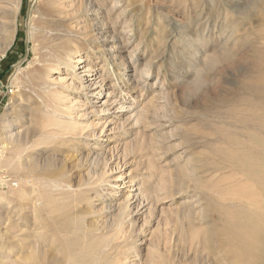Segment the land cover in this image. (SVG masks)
Masks as SVG:
<instances>
[{"label": "rangeland", "instance_id": "obj_1", "mask_svg": "<svg viewBox=\"0 0 264 264\" xmlns=\"http://www.w3.org/2000/svg\"><path fill=\"white\" fill-rule=\"evenodd\" d=\"M11 1L0 0V45L11 35L0 57V211L15 203L22 174L10 166L14 150L6 138L7 123L28 128L22 133L31 136L32 151L53 148L62 159L70 152L57 143L60 137L71 139L83 156L89 150L83 136L91 130L105 162L90 186L115 188L119 200L128 193L132 175L152 195L151 213L141 214L134 230L126 222L110 225L108 244L103 241L94 251L99 256L92 258L95 264H229L232 257L220 230L225 209L236 220L241 210L235 205L260 206L251 195L257 192L251 172L260 170L264 161V107L259 103L264 92L252 93L242 82L254 75L264 80V54L255 55L264 49L261 0H90L94 13L88 20L75 19L70 9L66 20L52 24L41 18L48 0H21L14 34L9 28ZM84 6V0H76L75 7ZM47 25L53 29L49 37L32 32ZM92 25L105 30L112 49L93 35ZM76 50L83 65L94 70V82L100 75L106 78V89L123 102V110L129 105L148 110L138 126L130 120L125 134L109 129L119 119L107 122V114L94 111L99 99L90 102L75 88L77 83L56 59L74 56ZM146 65L149 76L140 74ZM155 80L158 88L152 89ZM156 90L168 92V101H155ZM56 93L65 100L57 101ZM54 109L75 123L73 130L50 124ZM158 134L166 137L161 145ZM255 153L256 167L249 160ZM83 161H66L73 181L87 177L90 163Z\"/></svg>", "mask_w": 264, "mask_h": 264}, {"label": "bare ground", "instance_id": "obj_2", "mask_svg": "<svg viewBox=\"0 0 264 264\" xmlns=\"http://www.w3.org/2000/svg\"><path fill=\"white\" fill-rule=\"evenodd\" d=\"M48 1L49 6L46 10V13L41 17L45 19V24H52L54 21L66 20L68 18L67 10L70 9H73L72 11H74V16H76L75 19L77 18V16H84V21L85 19L88 20V15L90 16L94 13L90 0H84L85 6L81 8V10L75 7L76 0ZM10 4H13L12 10H14L13 14H11L12 21L9 28H12L11 31L12 34H14V17H16L15 15L16 13H18L21 7V0H12ZM259 5L264 16V0H261L259 2ZM9 8H11V6ZM3 9L5 10L7 8ZM257 9L260 10L259 7ZM254 10L255 9H253L252 11ZM240 14L242 13L240 12ZM253 23L255 24V22ZM102 26L105 27V25ZM90 27L93 35L97 38L103 39L102 41L107 49H112L111 45L107 43V41H105L107 40L105 39L106 35H104L105 30L102 27H95V25H92ZM45 28V30H42V28L34 27L32 29V32H39L43 38L46 36L49 37L51 31L53 33V29H50V25H47ZM10 42L11 35L9 37H6L4 43L0 45V57L3 56L5 51L9 48L11 44ZM75 53L76 55L74 56L66 54L65 58H57L56 60L58 61V63L64 64L66 70L71 75V78L75 80V83H77L75 85V88L79 89L86 98H89L90 102H97L96 100L99 99V105H97L94 110L97 114H107V117H109V119L108 121H105L109 123L114 120L113 118L119 119L118 122L112 123V127L109 126V129L118 130L121 131V133L125 134L127 130L126 127L132 120L133 121L131 124L134 127L137 124L139 125L142 117L147 116L145 114L148 110H144L142 108L136 109V107L132 109L134 107H132V105H129L127 108H125V110H123V102H120L117 96L112 91L106 89L104 83L106 78L100 75L97 79L98 82H94L91 79V71L94 70H92V68L87 65H83L84 60L82 59L81 55L78 54V50H76ZM256 54H264V49L261 51L257 50L255 55ZM111 55L115 57V53H112ZM206 59L207 57L204 60ZM255 61H252V65L253 63L255 65ZM124 73L125 72H123V74ZM140 74L143 76H149L150 73L147 65L146 67L142 68ZM263 82L258 77V75H254L248 79H245L242 84L247 87L250 92L260 93L264 92V84H262ZM154 83H156V86H153L152 89L158 88L157 86L159 82L155 80ZM68 84L71 88V82ZM155 92V101L160 102V100H163L164 103L168 101V92L162 90H160V92L156 90ZM251 96L253 97V95ZM258 96L259 95H257V97ZM64 98L60 97V94L58 95L56 93L55 95V99L57 101H63ZM247 99H249V97ZM261 99V101L259 100L260 106L263 105L264 107V97H262ZM241 102H243V100ZM250 108L249 110H251ZM123 111L126 112L123 113ZM59 113V110H53V113L51 114L53 115V120L50 124L56 125V127H59V129H63L64 132L65 130L67 131L69 129L73 130L72 126L75 123L63 118L62 114ZM126 113L128 114L124 117L123 115ZM234 118H236V116ZM261 124L264 126V118ZM13 125L11 123H7L5 126L8 129V133L10 132L6 138L9 144L12 145L11 149L14 150V156L10 161V166L17 173L22 172V174L18 175L17 182L18 185H20V188L16 190L15 203L12 206L7 205L5 210L0 211V249L3 250L0 251V264H95L92 258H99V256L96 255L94 251L96 247L100 246V243H102L103 241L107 242L108 244L109 236L106 234V232L113 222H119L120 226L122 222H124L123 224H125L126 222L129 227L133 228L136 226L137 221H139L140 219L143 220L140 215L145 213L147 210H151L150 207L152 205V195L150 196L147 192L142 190L140 184L138 185L137 182H135V177L132 175L128 177L129 186L131 187L132 185L136 184L137 186L135 188L129 187L128 193L119 200L115 197V188H104L100 185L90 186L92 184V181L96 180L99 177L98 174L100 172L99 170L101 163L105 162V157L102 156L103 154L95 149V143L97 142L93 139L96 135L94 131H85V136L82 135L84 138H86V140H84L83 142H85V146L89 149L88 152L83 156L81 155L83 153L81 148L72 143L71 139H67L65 135L64 137L61 136L60 141H58L57 143L65 146L70 152V154L67 155L69 156V158L63 156L62 159L53 148L39 149L38 147V149L32 151L30 149L32 146L29 145V140H32L30 138L31 136L29 137L26 132L24 135L22 133L24 129L26 131L28 128L18 129L12 127ZM157 136L158 137L156 138H158V142H162V140L166 138L163 134H158ZM53 137L56 138L57 135H54ZM168 146L170 147V145ZM24 153L26 157L23 158L22 154ZM239 153L243 156H246L243 150L239 151ZM229 154L233 155V153ZM80 155L82 156V158L79 157ZM257 156L258 155L255 153V155L252 154L249 158V160L252 159L251 162L254 163L253 165H255V167L256 164L258 165ZM82 159L90 163V170L88 169L89 171L87 172V177L85 179H78L76 181H73L71 169H69L66 161H75V165L76 163L79 164V161ZM59 162L61 163L59 164ZM56 165L60 166L55 167ZM250 168H252V166H250ZM251 177L255 179L254 181L257 188V192L255 194L251 193V195L253 194L252 197L257 198L260 206L249 208L248 205V208H244L241 207L242 205H235V208H239L241 210L239 215L237 214L238 217L236 218V220L239 221H236L234 218L235 216L227 211V209H225V221L222 226H220L222 241L227 248V252H229L232 257L228 259L229 264H264V161L260 170L251 172ZM253 185L255 186V184ZM24 186H27L26 191L25 189H23ZM249 198L247 200H249ZM236 200H234V202ZM239 201L241 202V198ZM245 202H243V204ZM231 206L234 207V205ZM203 208L205 210V207ZM232 210L230 209V211ZM148 211L146 212V214L148 213ZM149 213L151 212L149 211ZM147 215H145V217ZM141 222L143 223V221ZM143 225L144 224H141V226ZM192 236H194V234ZM106 246L107 245H105V247L101 249L106 250ZM136 255L138 256V254Z\"/></svg>", "mask_w": 264, "mask_h": 264}]
</instances>
